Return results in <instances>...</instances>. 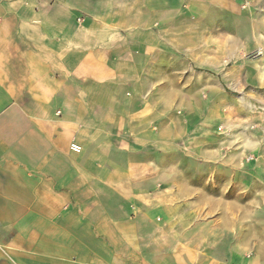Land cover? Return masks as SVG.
Instances as JSON below:
<instances>
[{"label": "crops", "instance_id": "0c3cea01", "mask_svg": "<svg viewBox=\"0 0 264 264\" xmlns=\"http://www.w3.org/2000/svg\"><path fill=\"white\" fill-rule=\"evenodd\" d=\"M255 217L264 0H0V264H264Z\"/></svg>", "mask_w": 264, "mask_h": 264}, {"label": "rangeland", "instance_id": "374dc122", "mask_svg": "<svg viewBox=\"0 0 264 264\" xmlns=\"http://www.w3.org/2000/svg\"><path fill=\"white\" fill-rule=\"evenodd\" d=\"M256 107L254 108V111L256 112ZM257 128H261V124L257 123L256 121H254V129H257ZM256 131V130H255ZM260 155V154H259ZM255 156L257 158L258 154L255 153ZM254 221H255V225H258L259 228H261V224L264 223L262 221H264V217H255L254 218ZM258 222V223H257Z\"/></svg>", "mask_w": 264, "mask_h": 264}]
</instances>
